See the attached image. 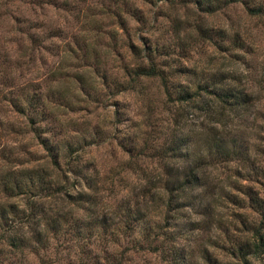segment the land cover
<instances>
[{"label":"rangeland","instance_id":"rangeland-1","mask_svg":"<svg viewBox=\"0 0 264 264\" xmlns=\"http://www.w3.org/2000/svg\"><path fill=\"white\" fill-rule=\"evenodd\" d=\"M127 3L144 20L129 13ZM202 28L213 37H203ZM148 43L159 46L155 59L172 89H191V99H169L159 75L134 78ZM211 78L251 95L249 103L221 109L223 122L208 119L203 108L211 94L200 87ZM16 104H24V113ZM214 130L240 133L248 158L208 163L204 184L182 198L188 203L173 210L167 227L183 247L182 264H264V247L245 257L238 251L252 239L251 224L259 217L245 186L264 197V12H250L241 0L213 11L168 0H0V175L21 166L56 173L50 152L59 151L58 166L65 168L68 142L73 163L81 166L64 176L65 193L77 198L74 215L118 220L122 200H146L151 220L162 223L163 162L170 161L132 155L134 149L146 137L160 144L171 131L191 133L187 149L193 157L205 152ZM43 200L61 205L58 198ZM96 240L81 253L73 240L52 238L56 246L46 264H92L91 252L100 257ZM126 241L109 246L114 252L124 248L120 262L102 264H165L158 252ZM25 264H39L38 257L29 254Z\"/></svg>","mask_w":264,"mask_h":264},{"label":"trees","instance_id":"trees-1","mask_svg":"<svg viewBox=\"0 0 264 264\" xmlns=\"http://www.w3.org/2000/svg\"><path fill=\"white\" fill-rule=\"evenodd\" d=\"M168 1L191 2L201 10L213 11L218 6L236 0ZM241 1L245 3L250 12H264V1L256 4H250L247 0ZM127 11L131 14L135 13L136 17L144 20L134 5L127 3ZM120 21L126 26L122 18ZM201 31L203 37H213L209 30L202 28ZM219 35L221 38L224 36L223 33ZM234 43L240 45L235 40ZM219 45L221 44L219 43ZM129 46L135 45L129 41ZM148 47L150 51L146 53L147 56L140 54L141 60L134 67V78L159 75L169 99L173 97L181 100L191 99L196 94L191 89L186 87L172 89L173 82L168 79L163 67L158 65L155 59V55L159 53V46L151 47L148 43ZM167 52L168 50L165 51V53ZM201 85L200 88L211 94L203 105L208 119L223 122L221 116L224 115V111H220L221 109L226 106L234 109L237 107L236 105L246 104L250 101L251 95L244 90L233 85L221 84L219 80L213 78ZM208 85H210L209 88ZM213 99L219 102L220 108L216 107V102ZM16 106L24 113V104H16ZM29 117L31 119L33 116ZM35 131L40 134L44 130L37 128ZM148 138L146 137L143 144L134 149L132 155L150 153L149 156L166 157L170 161L163 162L164 177L161 178V181L167 198L161 202L165 208L162 223L151 220L146 200H134L132 203L129 200H122L118 204L120 210H118V220H114L106 214L90 216L86 219L80 215H74L70 209L73 203H77V198L73 194L65 193L66 179L64 176L66 175L65 170L77 172L80 171L81 166L73 163L72 159H76L73 156L75 150L68 147L70 143L66 142L67 152L65 155L63 153L64 156L62 155L65 157V168L60 169L58 166L57 160L61 158H59V151L50 152L52 161L58 168L56 173L50 172L45 167L21 166L8 168L0 175V264H3L5 260H7V264H25L29 254L37 256L39 264H46L47 252L51 246H56L51 239L61 235L73 240L72 244L76 245L77 250L81 253L90 249L89 245L92 240L97 239L96 241L100 245L98 250L100 257L96 252H91L89 255L92 264H102L104 261L120 262L123 258L124 248L114 252L109 249V246L117 245L122 241V238L127 239L126 242L133 247L145 246V248L158 252L165 264H182L185 255L183 247L175 242L176 236L167 227L169 224L171 225L169 220L174 218L173 210L181 208L185 201L188 203V200H182V198L191 196L193 191L190 194V190L204 184L203 172L208 163L233 157L245 161L248 158L247 145L238 132L214 130L205 140V152L190 157L187 145L193 140L191 133L179 134L171 131L160 144H152V142H148ZM185 157H190L187 162L184 161ZM244 192L248 197L249 205L258 213L259 217L251 224L252 239L238 245V251L243 257L248 252L257 255L264 247V197L248 185L245 186ZM8 197H23L26 200L20 204L19 200H8ZM43 198H47L48 201H55L58 198L61 205L60 207H49L44 203ZM85 198L87 201H91L89 192ZM69 242L67 241V243Z\"/></svg>","mask_w":264,"mask_h":264}]
</instances>
